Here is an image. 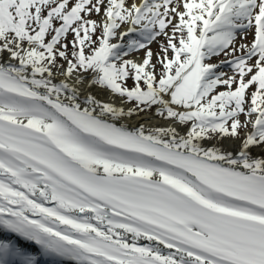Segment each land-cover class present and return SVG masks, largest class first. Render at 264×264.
<instances>
[{"label":"snow or ice","instance_id":"snow-or-ice-1","mask_svg":"<svg viewBox=\"0 0 264 264\" xmlns=\"http://www.w3.org/2000/svg\"><path fill=\"white\" fill-rule=\"evenodd\" d=\"M0 264H264V0H0Z\"/></svg>","mask_w":264,"mask_h":264},{"label":"bare ground","instance_id":"bare-ground-1","mask_svg":"<svg viewBox=\"0 0 264 264\" xmlns=\"http://www.w3.org/2000/svg\"><path fill=\"white\" fill-rule=\"evenodd\" d=\"M137 122H142V118L141 119H139V118H135L133 121H131L130 123H132V124H135V123H137ZM153 123H159V121H153Z\"/></svg>","mask_w":264,"mask_h":264},{"label":"rangeland","instance_id":"rangeland-1","mask_svg":"<svg viewBox=\"0 0 264 264\" xmlns=\"http://www.w3.org/2000/svg\"><path fill=\"white\" fill-rule=\"evenodd\" d=\"M153 48H154V50H155V45L153 46ZM225 71H229V70H225ZM129 84H131V81H129ZM135 119V118H134ZM133 119V120H134ZM139 119H141V118H139Z\"/></svg>","mask_w":264,"mask_h":264}]
</instances>
